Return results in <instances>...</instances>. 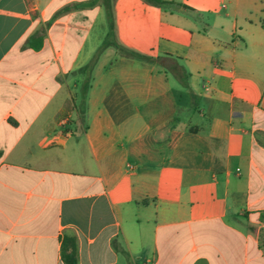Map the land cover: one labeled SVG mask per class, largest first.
I'll list each match as a JSON object with an SVG mask.
<instances>
[{"label":"crops","instance_id":"0c3cea01","mask_svg":"<svg viewBox=\"0 0 264 264\" xmlns=\"http://www.w3.org/2000/svg\"><path fill=\"white\" fill-rule=\"evenodd\" d=\"M164 1L0 0V264H264V0Z\"/></svg>","mask_w":264,"mask_h":264},{"label":"rangeland","instance_id":"374dc122","mask_svg":"<svg viewBox=\"0 0 264 264\" xmlns=\"http://www.w3.org/2000/svg\"><path fill=\"white\" fill-rule=\"evenodd\" d=\"M143 2L144 4V16H140L139 18L137 17V15L135 13H132V16L130 17V22H131V26L135 25V24H139L141 26H146L148 27V25L151 23V19H152V12H153V4L147 2L146 0H130L131 3V10H133L134 8L137 7L138 3ZM141 8V6H140Z\"/></svg>","mask_w":264,"mask_h":264},{"label":"trees","instance_id":"16d2710c","mask_svg":"<svg viewBox=\"0 0 264 264\" xmlns=\"http://www.w3.org/2000/svg\"><path fill=\"white\" fill-rule=\"evenodd\" d=\"M147 2L153 4L154 6H162L165 4L164 0H146ZM63 259L65 264H79L78 255H77V244L75 240L69 244V246L65 247L63 252Z\"/></svg>","mask_w":264,"mask_h":264},{"label":"built area","instance_id":"2783aa9c","mask_svg":"<svg viewBox=\"0 0 264 264\" xmlns=\"http://www.w3.org/2000/svg\"><path fill=\"white\" fill-rule=\"evenodd\" d=\"M63 123H66V121L64 122V120H63Z\"/></svg>","mask_w":264,"mask_h":264}]
</instances>
